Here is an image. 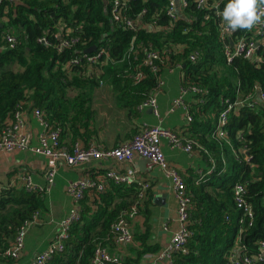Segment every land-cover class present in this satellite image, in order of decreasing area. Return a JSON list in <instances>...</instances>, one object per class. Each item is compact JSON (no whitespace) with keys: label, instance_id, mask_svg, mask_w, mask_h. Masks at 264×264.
Instances as JSON below:
<instances>
[{"label":"trees","instance_id":"obj_1","mask_svg":"<svg viewBox=\"0 0 264 264\" xmlns=\"http://www.w3.org/2000/svg\"><path fill=\"white\" fill-rule=\"evenodd\" d=\"M226 3L224 0L221 10ZM166 4V0H132L126 11L128 18L140 16L141 22L156 23L162 28L133 32L123 30L112 20L110 6L104 0H0V132L23 104L27 111L42 110L50 126L62 130L61 141L69 133L72 142L86 145L96 134L92 125L97 88H112L118 107L133 114L158 81H164L167 72L177 70L179 87L203 90L201 94L189 93L185 101L193 118L190 139L196 144L194 150L202 154L206 170L203 176L191 173L183 180L191 196L188 228L192 235L185 246L187 253L175 255L173 264H228L227 255L240 230L245 248L241 253L254 254L256 243L264 240V109L243 106L230 113L228 144L216 141L212 134L223 109L222 100L242 98L255 85L264 93V51L258 52V62L235 58L228 63L219 40V22L211 10H197L191 5L184 19L169 24L164 14ZM61 25L77 30L80 43L58 52L54 34ZM246 31H235L233 38ZM7 32L17 38L14 49L1 48ZM42 37L51 46L39 44L37 40ZM94 45L106 47L109 56L108 63L96 70L98 73L67 66L71 58ZM138 45H150L160 53L162 61L157 63L160 70L156 75L142 67L144 76L135 82L142 54L131 48ZM191 53L198 54L195 63L189 61ZM14 65L20 70L15 71ZM200 98L202 105L198 103ZM239 132L243 142L237 140ZM233 151L238 153V159ZM247 156L249 162L245 161ZM237 182L246 185V199L254 216L250 226L238 223L242 212L236 208L232 193ZM136 200L135 185L116 186L111 182L104 192L85 194L80 219L71 227L64 249L47 264H91L97 247L110 252L115 246L111 226L120 212L129 210ZM47 210L43 196L27 193L21 186L1 187L0 254L13 246L21 226L31 222L36 213ZM143 225V233L133 234L137 246L128 249L121 264H139L146 254L160 251L150 241V227L146 222Z\"/></svg>","mask_w":264,"mask_h":264},{"label":"built area","instance_id":"obj_2","mask_svg":"<svg viewBox=\"0 0 264 264\" xmlns=\"http://www.w3.org/2000/svg\"><path fill=\"white\" fill-rule=\"evenodd\" d=\"M109 4V10L112 20L123 30L137 31L139 28L146 30H158L156 23L141 22L140 16H136L135 20L126 16V11L132 0H104ZM167 4L164 8V14L167 22H177L184 19V14L191 5L197 10H211L218 19L219 40L222 46L223 54L228 63L235 58L259 61L258 52L264 51V23L256 25L251 31H246L233 38L234 32L224 31V24L220 13V9L224 0H166ZM144 14V11L141 13ZM205 19L208 16L204 17ZM61 29L54 34V38L58 43L55 46L58 52L69 50L76 47L80 43L79 37L76 35L77 30L60 26ZM166 28V26H164ZM5 45L2 49H14L17 46V38L12 33L3 35ZM39 44L51 46V42L45 38L37 40ZM95 46V45H94ZM142 54V64L134 75V81L138 82L143 78V70L148 69L154 75L160 70L157 63H161L162 57L159 52L154 50L150 45H138L131 48V51ZM198 59L197 53L189 55V61L195 63ZM109 56L107 48L104 46H96L93 53H87L86 50L81 55L71 58L67 62V66H76L85 68L90 72H97L99 66L108 63ZM172 70H169L171 72ZM182 74L180 75V78ZM164 81L159 80L157 86L153 89L151 95L137 105L136 111L142 112L145 109L151 110L152 114L160 120L157 107L156 96L162 92ZM202 89L196 86L181 85L179 87L178 96L175 97L168 109V113H174L180 109L185 115V122L190 124L193 120L190 108L185 99L189 93L201 94ZM199 105L204 103L203 99L198 100ZM222 110L218 114L216 129L212 134V138L218 142L229 143L228 132L226 126L230 113L235 112L238 107L247 106L251 109H264V93L258 85H255L252 91L242 98H238L231 102L222 100ZM31 117L35 120L40 128L37 138V145L31 144V136L28 132V111L20 104L13 113L11 121L0 132V154H13L15 152L30 151L31 153L42 156L46 159L45 184L40 185L34 182L32 176L23 173L20 177L21 187L30 194H38L40 196L48 195L54 184L55 176L59 165L69 168H77L91 162L112 161L119 167L110 168L95 177H86L76 179L69 182L66 186V195L71 200V208L66 216L59 222L58 229L53 236L52 241L41 252L37 253L29 264H47L51 257L64 249V243L69 237V232L73 224L80 219L81 207L80 203L85 194L89 192H104L107 183L119 186L137 187V200L129 209L120 212L115 222L111 226V240L118 247H125L133 242V231L131 229L132 220L139 213V208L144 204L148 197L149 183L138 177L137 171L132 167L135 157L145 159L149 162L150 167H157L165 178L171 184V190L177 203V230L174 231L168 243L162 249L153 254L151 264H173V258L177 254H186V244L192 235L189 230V212L192 209L191 196L187 193L185 183L179 171L170 165L161 149L162 142H166L170 149L178 150L184 153L194 151L195 142L191 139H183L179 132L162 127L161 125H149L144 123L140 126L139 131L128 142L118 146L107 148L96 142H90L84 145L80 141L73 142L69 147L63 145L61 141L62 130L60 128L53 129L45 119L44 112L39 109H32ZM237 140L243 142L242 133L237 134ZM236 159H238L236 151H233ZM245 161L249 162V157H245ZM212 172V169L208 172ZM1 189V188H0ZM233 199L235 206L242 212V217L238 223L243 225L247 222L250 226L253 222V210L246 199L247 189L245 183L237 182L233 186ZM38 219L36 213L31 222L24 224L17 230L15 243L13 246L0 254L1 259H9L13 262L20 258L24 249V237L27 230ZM240 230L230 253L227 255L228 264H264V240L256 243V251L254 254L241 253L245 250L241 244ZM91 264H121V259L116 255H111L105 248L97 247L94 251Z\"/></svg>","mask_w":264,"mask_h":264},{"label":"crops","instance_id":"obj_3","mask_svg":"<svg viewBox=\"0 0 264 264\" xmlns=\"http://www.w3.org/2000/svg\"><path fill=\"white\" fill-rule=\"evenodd\" d=\"M99 89L94 97L96 116L92 128L96 134L93 140H90L91 142H96L107 148L118 146L130 141L144 123L161 125L162 127L179 132L183 139H190V128L189 124L185 122L183 111L181 110L184 117L183 123L181 117L176 115V112L180 111V109L174 113H168L171 101L178 96L179 79L177 80V84L171 89L172 94L170 98L158 99L163 94V89L156 96L160 120L149 109L128 114L126 110L119 108L116 104L112 88L103 85ZM99 98L103 100V105L100 104L103 106V109L100 111L97 110ZM97 100L98 104H96ZM30 112L28 111V132L31 136V144L35 146L37 145L40 128L31 117ZM62 143L66 147H69L73 143L69 133L62 136ZM161 149L167 162L179 171L184 181L191 173L193 175L198 174L199 176L204 175L202 171L206 170V164L202 154L197 150L187 155V153L170 149L166 142H162ZM118 167L112 161L91 162L77 168L59 165L53 186L48 195L43 196L48 210L39 213L35 224H32L27 230L24 237V249L20 258L12 263L0 261V264H29L37 253L43 251L48 246L58 229L59 222L71 208V200L65 192L69 182L76 179L93 177V175L97 176L100 173L104 174L106 170ZM132 167L137 171L140 179L149 183V192L142 211L132 220L131 229L133 234L137 231L143 233L145 230L143 224L146 222L150 227V241L161 250L178 227L177 203L171 190V184L157 167H150L149 162L145 159L135 157ZM45 171L46 159L30 151L0 154V188L3 186L19 188L21 186L20 177L23 173L30 174L35 183L44 185ZM135 246H137V242L133 239L132 244L125 247L115 245L110 252L123 260L124 256L129 254L128 249ZM153 256V254H146L139 264H151Z\"/></svg>","mask_w":264,"mask_h":264},{"label":"clouds","instance_id":"obj_4","mask_svg":"<svg viewBox=\"0 0 264 264\" xmlns=\"http://www.w3.org/2000/svg\"><path fill=\"white\" fill-rule=\"evenodd\" d=\"M220 15L224 31H251L264 23V0H227Z\"/></svg>","mask_w":264,"mask_h":264},{"label":"rangeland","instance_id":"obj_5","mask_svg":"<svg viewBox=\"0 0 264 264\" xmlns=\"http://www.w3.org/2000/svg\"><path fill=\"white\" fill-rule=\"evenodd\" d=\"M13 69L15 71L20 70L19 67H17L16 65H14ZM96 73H98V72H96ZM164 80H165V86L163 87L164 91H163V94L158 97V99H160V98H164V99L170 98V96L172 94L171 93V89L177 84V80H178L177 70H173L172 73H168L167 72L165 74ZM102 87H103V85H102ZM99 88H97V92L100 90ZM99 99H100L99 100V104H98V100L96 101V104H98L97 105V110L100 111L101 109H103V106L100 105V104L103 105V100H101V98H99ZM176 113H177L176 115H179L181 117V121L183 123L184 122V117H183L182 111L180 110V111H177ZM187 155H189V154H187Z\"/></svg>","mask_w":264,"mask_h":264},{"label":"water","instance_id":"obj_6","mask_svg":"<svg viewBox=\"0 0 264 264\" xmlns=\"http://www.w3.org/2000/svg\"><path fill=\"white\" fill-rule=\"evenodd\" d=\"M95 49H96V46H91L90 48H88V49L86 50V52H87V53H93V52L95 51Z\"/></svg>","mask_w":264,"mask_h":264}]
</instances>
